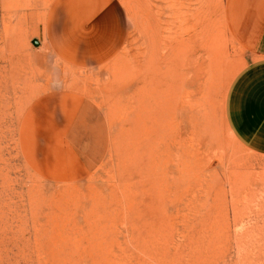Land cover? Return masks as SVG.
Returning <instances> with one entry per match:
<instances>
[{
	"label": "rangeland",
	"instance_id": "obj_1",
	"mask_svg": "<svg viewBox=\"0 0 264 264\" xmlns=\"http://www.w3.org/2000/svg\"><path fill=\"white\" fill-rule=\"evenodd\" d=\"M56 1L0 0V264H264L227 0H116L125 42L85 67L50 40Z\"/></svg>",
	"mask_w": 264,
	"mask_h": 264
},
{
	"label": "crops",
	"instance_id": "obj_2",
	"mask_svg": "<svg viewBox=\"0 0 264 264\" xmlns=\"http://www.w3.org/2000/svg\"><path fill=\"white\" fill-rule=\"evenodd\" d=\"M83 2H55L48 12L50 40L69 65L99 66L117 55L127 30L116 0ZM225 17L233 38L250 57L227 90L225 120L245 148L264 155V0H227ZM69 95L78 96L66 93L61 99Z\"/></svg>",
	"mask_w": 264,
	"mask_h": 264
},
{
	"label": "water",
	"instance_id": "obj_3",
	"mask_svg": "<svg viewBox=\"0 0 264 264\" xmlns=\"http://www.w3.org/2000/svg\"><path fill=\"white\" fill-rule=\"evenodd\" d=\"M34 43L38 45L39 44V41L38 40H34Z\"/></svg>",
	"mask_w": 264,
	"mask_h": 264
}]
</instances>
